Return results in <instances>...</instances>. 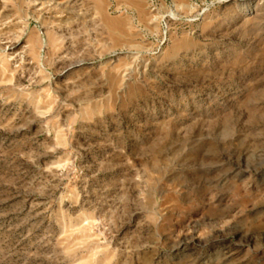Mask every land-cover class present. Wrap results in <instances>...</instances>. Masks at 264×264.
Segmentation results:
<instances>
[{
	"label": "rangeland",
	"instance_id": "1",
	"mask_svg": "<svg viewBox=\"0 0 264 264\" xmlns=\"http://www.w3.org/2000/svg\"><path fill=\"white\" fill-rule=\"evenodd\" d=\"M0 264H264V0H0Z\"/></svg>",
	"mask_w": 264,
	"mask_h": 264
}]
</instances>
